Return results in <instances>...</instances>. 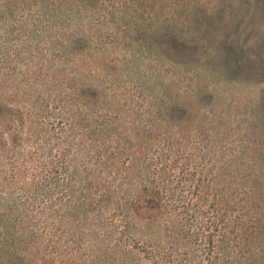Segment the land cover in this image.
I'll return each instance as SVG.
<instances>
[{
	"label": "rangeland",
	"instance_id": "1",
	"mask_svg": "<svg viewBox=\"0 0 264 264\" xmlns=\"http://www.w3.org/2000/svg\"><path fill=\"white\" fill-rule=\"evenodd\" d=\"M0 264H264V0H0Z\"/></svg>",
	"mask_w": 264,
	"mask_h": 264
},
{
	"label": "trees",
	"instance_id": "2",
	"mask_svg": "<svg viewBox=\"0 0 264 264\" xmlns=\"http://www.w3.org/2000/svg\"><path fill=\"white\" fill-rule=\"evenodd\" d=\"M163 208L159 192L147 190L143 203L140 205L136 204L133 211L136 215H140L142 213L141 211L147 215H151L152 213L160 212Z\"/></svg>",
	"mask_w": 264,
	"mask_h": 264
}]
</instances>
